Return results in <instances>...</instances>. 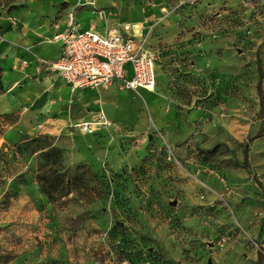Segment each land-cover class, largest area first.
<instances>
[{
	"label": "rangeland",
	"instance_id": "obj_1",
	"mask_svg": "<svg viewBox=\"0 0 264 264\" xmlns=\"http://www.w3.org/2000/svg\"><path fill=\"white\" fill-rule=\"evenodd\" d=\"M85 4L142 31L157 83L81 90L94 134L0 116V264H264V0Z\"/></svg>",
	"mask_w": 264,
	"mask_h": 264
},
{
	"label": "crops",
	"instance_id": "obj_2",
	"mask_svg": "<svg viewBox=\"0 0 264 264\" xmlns=\"http://www.w3.org/2000/svg\"><path fill=\"white\" fill-rule=\"evenodd\" d=\"M23 1L9 16L0 15V65L4 86L0 92V116L16 114L15 121L7 125L16 131L32 135L58 134L72 124L96 114L75 122L73 112L82 105L80 102L75 103L79 98L78 93L92 87L73 88L59 74L45 69L42 64V60L60 57L62 42L53 37L66 29L68 13L73 10L77 0ZM91 1L82 0V4L74 9L79 29L94 27L101 33L109 30L125 32L119 25L96 24V15L85 4ZM132 32L138 37L142 31L132 28ZM145 47L151 49L148 44ZM155 74L157 83V62ZM109 86L130 92L152 91L143 88L123 89L118 81ZM84 95V100L92 98L89 93Z\"/></svg>",
	"mask_w": 264,
	"mask_h": 264
},
{
	"label": "built area",
	"instance_id": "obj_3",
	"mask_svg": "<svg viewBox=\"0 0 264 264\" xmlns=\"http://www.w3.org/2000/svg\"><path fill=\"white\" fill-rule=\"evenodd\" d=\"M68 13L66 29L53 39L62 42V52L55 60H42L45 69L56 72L73 88L104 87L118 81L123 89H153L156 84V54L145 47L141 35L136 37L123 27L124 33L109 30L105 33L94 27L79 29L75 7ZM106 114L99 110L92 118L74 124L79 132L92 134L109 125Z\"/></svg>",
	"mask_w": 264,
	"mask_h": 264
},
{
	"label": "trees",
	"instance_id": "obj_4",
	"mask_svg": "<svg viewBox=\"0 0 264 264\" xmlns=\"http://www.w3.org/2000/svg\"><path fill=\"white\" fill-rule=\"evenodd\" d=\"M2 66L0 65V91L3 90V84H2ZM244 166L246 167L247 170H249V165L247 162V156H245L244 159ZM262 194L264 196V190H262ZM261 260H262V246H259L258 251H257V262L258 264H261Z\"/></svg>",
	"mask_w": 264,
	"mask_h": 264
},
{
	"label": "bare ground",
	"instance_id": "obj_5",
	"mask_svg": "<svg viewBox=\"0 0 264 264\" xmlns=\"http://www.w3.org/2000/svg\"><path fill=\"white\" fill-rule=\"evenodd\" d=\"M149 90H153V89H149Z\"/></svg>",
	"mask_w": 264,
	"mask_h": 264
}]
</instances>
